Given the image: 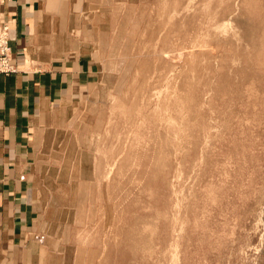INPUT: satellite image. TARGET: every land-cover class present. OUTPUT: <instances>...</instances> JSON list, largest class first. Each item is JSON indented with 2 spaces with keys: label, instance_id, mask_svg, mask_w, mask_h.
Listing matches in <instances>:
<instances>
[{
  "label": "rangeland",
  "instance_id": "rangeland-1",
  "mask_svg": "<svg viewBox=\"0 0 264 264\" xmlns=\"http://www.w3.org/2000/svg\"><path fill=\"white\" fill-rule=\"evenodd\" d=\"M94 1L99 70L41 158L37 242L57 264H264V0Z\"/></svg>",
  "mask_w": 264,
  "mask_h": 264
},
{
  "label": "crops",
  "instance_id": "crops-1",
  "mask_svg": "<svg viewBox=\"0 0 264 264\" xmlns=\"http://www.w3.org/2000/svg\"><path fill=\"white\" fill-rule=\"evenodd\" d=\"M94 3L8 0L0 7L18 68L0 73V264H57L56 252L37 242L51 199L41 175L51 165L41 158L95 83Z\"/></svg>",
  "mask_w": 264,
  "mask_h": 264
},
{
  "label": "built area",
  "instance_id": "built-area-1",
  "mask_svg": "<svg viewBox=\"0 0 264 264\" xmlns=\"http://www.w3.org/2000/svg\"><path fill=\"white\" fill-rule=\"evenodd\" d=\"M7 0H0V7ZM10 26L0 17V73L10 74L18 71L17 66L11 60V51L9 46Z\"/></svg>",
  "mask_w": 264,
  "mask_h": 264
},
{
  "label": "bare ground",
  "instance_id": "bare-ground-1",
  "mask_svg": "<svg viewBox=\"0 0 264 264\" xmlns=\"http://www.w3.org/2000/svg\"><path fill=\"white\" fill-rule=\"evenodd\" d=\"M223 23H224V22H223ZM194 59H195V57L192 58V60H189V61H190L191 63H192V62L194 63V61H193ZM256 60H257V59H256ZM190 62H189V64H191ZM195 62H196V60H195ZM191 66H192V65H191ZM162 158H163V157H162ZM158 160H159V159H158ZM161 162H162V161H161Z\"/></svg>",
  "mask_w": 264,
  "mask_h": 264
}]
</instances>
